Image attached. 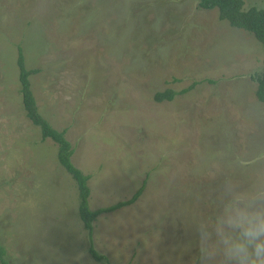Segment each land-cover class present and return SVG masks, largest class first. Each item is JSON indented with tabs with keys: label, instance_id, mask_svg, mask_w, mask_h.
I'll list each match as a JSON object with an SVG mask.
<instances>
[{
	"label": "rangeland",
	"instance_id": "obj_1",
	"mask_svg": "<svg viewBox=\"0 0 264 264\" xmlns=\"http://www.w3.org/2000/svg\"><path fill=\"white\" fill-rule=\"evenodd\" d=\"M264 8V0H242ZM16 46L38 113L88 176L92 223L22 110ZM264 47L192 0H0V245L11 264H221L215 221L264 191ZM211 80V81H207ZM197 84L170 101L153 93ZM209 234L201 239V232Z\"/></svg>",
	"mask_w": 264,
	"mask_h": 264
},
{
	"label": "trees",
	"instance_id": "obj_2",
	"mask_svg": "<svg viewBox=\"0 0 264 264\" xmlns=\"http://www.w3.org/2000/svg\"><path fill=\"white\" fill-rule=\"evenodd\" d=\"M194 6L199 9H216V17L219 20H224L231 27L240 28L250 33L261 46L264 47V8L249 5L243 6L242 0H192ZM15 66L17 70L18 92L22 110L27 120L39 130L38 135L40 140L48 139L55 146L54 158L56 163L62 170L68 174L73 180L77 191V215L83 229L86 231L88 239L87 252L94 261L104 259L103 255L98 254L91 243L92 223L96 217L102 213L114 211L120 207L131 204L140 195L143 190L144 181L131 194V196L122 201H117L113 204L104 207H98L90 210L87 205V197L89 188L87 186L88 176L82 174L70 162L72 147L64 138L65 130H56L52 128L48 122L38 113L34 102L33 95L30 90L29 77L36 73L34 69H28L24 65V57L19 46H16ZM211 81V80H207ZM254 97L264 106V68L260 73L255 75ZM197 83L192 82L188 86L182 87L178 91L165 88L161 91L153 93L155 102L170 101L175 96L182 95L190 91ZM0 264H11L5 255L4 248L0 245Z\"/></svg>",
	"mask_w": 264,
	"mask_h": 264
},
{
	"label": "clouds",
	"instance_id": "obj_3",
	"mask_svg": "<svg viewBox=\"0 0 264 264\" xmlns=\"http://www.w3.org/2000/svg\"><path fill=\"white\" fill-rule=\"evenodd\" d=\"M209 234L201 232V239ZM213 251L221 264H264V191L227 200L215 221Z\"/></svg>",
	"mask_w": 264,
	"mask_h": 264
}]
</instances>
